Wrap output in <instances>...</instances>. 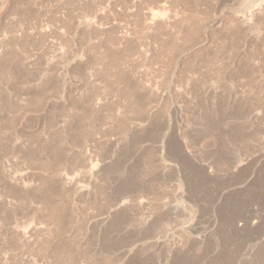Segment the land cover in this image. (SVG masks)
Returning a JSON list of instances; mask_svg holds the SVG:
<instances>
[{"label":"rangeland","instance_id":"obj_1","mask_svg":"<svg viewBox=\"0 0 264 264\" xmlns=\"http://www.w3.org/2000/svg\"><path fill=\"white\" fill-rule=\"evenodd\" d=\"M0 264H264V0H0Z\"/></svg>","mask_w":264,"mask_h":264}]
</instances>
